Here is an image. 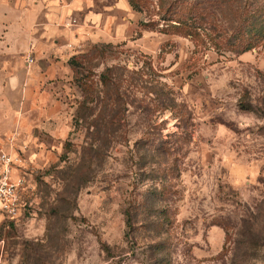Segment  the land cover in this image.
I'll return each instance as SVG.
<instances>
[{
  "label": "rangeland",
  "instance_id": "rangeland-1",
  "mask_svg": "<svg viewBox=\"0 0 264 264\" xmlns=\"http://www.w3.org/2000/svg\"><path fill=\"white\" fill-rule=\"evenodd\" d=\"M78 2L52 65L0 69V264H264V0Z\"/></svg>",
  "mask_w": 264,
  "mask_h": 264
},
{
  "label": "crops",
  "instance_id": "crops-1",
  "mask_svg": "<svg viewBox=\"0 0 264 264\" xmlns=\"http://www.w3.org/2000/svg\"><path fill=\"white\" fill-rule=\"evenodd\" d=\"M27 1L0 0V69L22 65L23 54L28 52L39 65H52V54L61 52L60 41L75 34L65 23L79 11L78 0L68 3L66 9L60 0H39L32 3L33 8ZM31 73L29 80L35 75ZM46 75L47 71L40 73Z\"/></svg>",
  "mask_w": 264,
  "mask_h": 264
},
{
  "label": "built area",
  "instance_id": "built-area-1",
  "mask_svg": "<svg viewBox=\"0 0 264 264\" xmlns=\"http://www.w3.org/2000/svg\"><path fill=\"white\" fill-rule=\"evenodd\" d=\"M26 65L33 63L30 55L25 58ZM14 161L0 148V219L13 224L25 209L24 196L27 188L21 176H14Z\"/></svg>",
  "mask_w": 264,
  "mask_h": 264
},
{
  "label": "trees",
  "instance_id": "trees-1",
  "mask_svg": "<svg viewBox=\"0 0 264 264\" xmlns=\"http://www.w3.org/2000/svg\"><path fill=\"white\" fill-rule=\"evenodd\" d=\"M137 1L139 0H129L130 6L133 10H138ZM198 4L193 5V10L196 16L200 15L199 11L204 12L203 9H198ZM243 14L239 17L241 26L239 27L238 33L240 37L238 42L240 43V52H246L254 47H257L261 41L264 40V8H255L248 11H243ZM73 65L71 61H68V66ZM109 72L107 69L101 74V83L103 86L107 85V75ZM83 90L86 91L87 87H83ZM12 224L11 222H8Z\"/></svg>",
  "mask_w": 264,
  "mask_h": 264
}]
</instances>
